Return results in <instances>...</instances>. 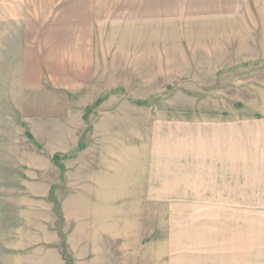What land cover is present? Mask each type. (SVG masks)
<instances>
[{
  "label": "rangeland",
  "instance_id": "1",
  "mask_svg": "<svg viewBox=\"0 0 264 264\" xmlns=\"http://www.w3.org/2000/svg\"><path fill=\"white\" fill-rule=\"evenodd\" d=\"M126 4L0 9V264H66L84 178L117 164L140 193L148 148L177 123L213 170L236 134L250 172L204 169L225 184L123 202L121 261L264 264V164L245 144L264 123V0L181 19Z\"/></svg>",
  "mask_w": 264,
  "mask_h": 264
},
{
  "label": "crops",
  "instance_id": "2",
  "mask_svg": "<svg viewBox=\"0 0 264 264\" xmlns=\"http://www.w3.org/2000/svg\"><path fill=\"white\" fill-rule=\"evenodd\" d=\"M110 1L116 2L117 5L119 2V8L127 3L125 7L134 11L139 17L150 15L153 13L152 10H155L157 12L153 14L154 18L165 15L178 19L185 16L196 18L215 16L222 10L227 9L230 11L237 2V0H0V9L20 7L40 9L44 5L50 6L52 9H68L75 8L74 4L80 3V6L90 14L91 11L97 8L98 3ZM89 17L91 16L89 15ZM36 24L39 23L36 22ZM261 118L264 121V116H261ZM188 126L190 125L186 123H177L175 128L168 134L158 133L159 135H155L159 136L158 141H160V144L154 143L156 147L148 148L147 173L142 180L143 188L140 193L132 194V196L130 193H125L123 181L116 176L119 173L118 171H121V167H118L117 164L113 165L111 163L107 167L106 176L103 166L100 167L102 171H94L91 176L84 178V194L81 196L83 203L78 205V208H75L74 205L73 211L70 210L69 215H67V219L75 224L73 230L69 231L67 240L68 252L74 264H123L121 261L124 248L123 202L126 200L155 201L157 199L156 185H163L161 192L166 194L177 192L182 194L188 192L189 188H192L198 194H203L205 184L216 186L219 183L217 180H213L216 178L211 181L204 179V169H206V175L214 177H218V175L223 177L222 173H225L226 165L229 171L232 170L233 172L237 168H243L249 170L245 175L249 174V166H240L234 156L237 151L236 134H233L231 138L234 144L230 147L233 154L227 152L229 154H227L226 161L222 160L223 162L218 166L214 164L213 168L216 170H213L210 164L204 165L202 155L199 154L198 135L193 132L185 133L184 128ZM190 127L194 129V125ZM251 138L250 141L245 138V144L253 145L255 148L250 147L246 152L258 153L262 160V162L260 160V163L264 164V123L261 125V132L251 135ZM152 141H156L153 136ZM169 162L172 165L170 169ZM175 166H181L180 170L174 171ZM162 168L163 175L160 173ZM260 169L262 171L259 174L254 173V177L257 175L259 177L264 176V168L260 166ZM210 171L212 172L210 173ZM224 184V181H222L220 185ZM77 185L80 184L76 182ZM217 189V187L212 188V192L218 191ZM141 194L143 197L140 196ZM109 201L112 202V209L114 210L112 212H110L111 210L108 212L107 209Z\"/></svg>",
  "mask_w": 264,
  "mask_h": 264
},
{
  "label": "trees",
  "instance_id": "3",
  "mask_svg": "<svg viewBox=\"0 0 264 264\" xmlns=\"http://www.w3.org/2000/svg\"><path fill=\"white\" fill-rule=\"evenodd\" d=\"M55 159H59V155H55V157H54ZM57 211H59L58 209H57ZM58 218H59V220H62V216H61V214H58ZM64 245V244H63ZM65 247H63V249H64ZM62 249V250H63ZM69 255V254H68ZM66 264H72V259H71V256L69 255V260H68V262L66 263Z\"/></svg>",
  "mask_w": 264,
  "mask_h": 264
}]
</instances>
